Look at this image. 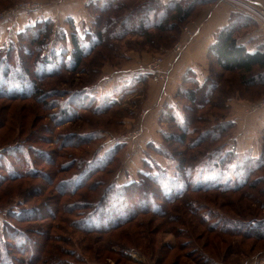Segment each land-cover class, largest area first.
Returning a JSON list of instances; mask_svg holds the SVG:
<instances>
[{
	"label": "trees",
	"instance_id": "obj_1",
	"mask_svg": "<svg viewBox=\"0 0 264 264\" xmlns=\"http://www.w3.org/2000/svg\"><path fill=\"white\" fill-rule=\"evenodd\" d=\"M210 3L217 2L216 0L169 2L96 0L89 5V8L96 12V20L91 28L80 34L70 22L73 31L68 33L61 29L58 33L59 39H54L52 35L54 19L37 22L17 36L22 41L24 40L22 38L31 36L29 46L25 47L24 53L21 51L15 54L18 50L15 46L4 53L1 50L3 46H0V99L26 100L37 97V102L43 105L42 98L45 93L40 90L43 78L46 80L59 77L63 72L78 73L85 59L96 49L105 46L108 51L116 52L118 48L114 43L121 42L129 36L153 38L151 33L156 31L158 32L156 36L162 39L165 32H177L182 27L181 24H185L193 14H196L195 10L198 6ZM250 20L254 21V18L240 11L235 10L232 13L228 24L216 32L215 40L208 48L209 68L214 61L221 70L220 75L217 73L219 76L227 73L237 75L239 85L263 89L264 44L256 46L254 51H249L236 38L238 29L249 25ZM40 38L41 53L35 57L29 47L31 43L36 45ZM65 42L69 44L63 47L60 43ZM53 43L55 47L52 46ZM43 52L45 54H42ZM24 55H27V58ZM30 58L33 63L29 61ZM209 71L203 81L197 79V73L193 70L183 77L195 86L183 92L184 98L191 103V107H187V110L192 114L207 106L216 108L218 105L213 99L219 89V82L213 78V70L209 69ZM118 74H121L122 82L125 74L122 71ZM143 74L146 78H150L145 70ZM14 76L16 83L13 82ZM140 77L141 75H137V79L140 80ZM25 85L30 87L31 94L24 92ZM95 85L97 84H93L91 88ZM87 88L90 87L68 93L59 94L60 92L56 90L48 93L47 97L60 95L58 97L65 99L57 102L56 107L59 111L50 116L51 125L54 123L61 127L76 120L80 121L84 119L82 115H78L80 111L102 116L117 106L116 103L109 101L108 94L100 100L98 96L102 94L92 89L97 95L92 96ZM113 93L117 94L118 90ZM172 120L176 123L180 134L167 135L166 141L179 143L188 152L206 144L214 146L226 137L227 131L232 130L236 123L232 120L217 124L211 129L192 130L191 123L197 121L202 123L201 117L197 121L195 115L185 116L182 121L178 116ZM51 125L45 126L48 135L54 131ZM192 135L197 137H190ZM99 136L94 132L70 133L57 139H66L61 142L62 149L73 148L79 151L94 140L101 139ZM45 141L52 144L56 139L52 140L51 136H46ZM115 142L113 153L116 155L125 149L126 144L117 140ZM225 143L221 142L212 152V148L206 150L201 155L205 158L201 161L197 160L194 165L188 162L193 158L192 156L187 158L183 153L174 155L160 148L163 155L178 162V169L173 177L160 169L158 176L142 174L140 182L128 183L121 187L116 186L114 182L108 184L97 177L100 173H104L113 160L104 158L85 160L83 156L81 159L66 158L68 162L59 163L56 158L60 157L58 152L36 150L32 147L35 149L32 153L38 159L42 158L49 167L46 172L31 170L32 176H41L45 182L42 188L36 189L39 191L35 196L42 197V202L32 210V219L66 223L82 233L97 234L99 240H102L100 242L102 248L107 251L118 248L120 258H128L127 248L130 247L120 242L131 243L132 236H128L131 234L128 228L140 216L152 215L158 226L154 230L147 228L146 239L150 235L159 233L163 227L178 240L177 245H168L171 248H168L169 253L176 249L181 252L191 249L185 256H178L174 264H180L182 258L193 261L196 259L197 262L202 260L198 262L201 264L224 263L230 255L238 254L240 247L244 246L246 241H264V217L260 216L259 210H264V146L261 155L255 157L250 153L238 152L236 147L234 150L225 151ZM203 149L207 148L204 146ZM19 150V154L25 151L22 148ZM108 154L107 157L110 155ZM28 163H30L29 167L37 166L36 161H28ZM74 169L76 172L67 178H58L61 174L69 173ZM12 171L10 170L9 176L13 180L22 178V175L14 174ZM1 179L7 181L6 178ZM65 198L67 201L63 202ZM23 215H26L25 212ZM76 217L79 218L75 220ZM25 219V216L21 218V220ZM175 225L180 227L176 228ZM5 230L7 237L16 241V248L24 247L26 250V245L23 243L26 238L24 233ZM45 232L46 234L43 235H47L48 239L50 234L48 230ZM27 242L25 241L26 244ZM153 247L155 248V245ZM6 248L5 235L2 234L0 264H5L7 261L15 264L14 260L11 263L3 255ZM167 258L166 256L164 260L163 257L159 259V264L164 263Z\"/></svg>",
	"mask_w": 264,
	"mask_h": 264
},
{
	"label": "rangeland",
	"instance_id": "obj_2",
	"mask_svg": "<svg viewBox=\"0 0 264 264\" xmlns=\"http://www.w3.org/2000/svg\"><path fill=\"white\" fill-rule=\"evenodd\" d=\"M82 2L83 0H0V25L12 24L21 14H25L27 17L37 12L32 10L37 7H42L40 10L50 8L53 11H58V14L68 12L67 9L78 10L77 13L92 15L94 23L96 12L91 7H88V10L79 7L78 3L82 5ZM216 2L218 3V1ZM214 5V3H210L198 6L195 10L196 14H193L185 24H181L182 27L177 32H165L162 39L160 36H156L158 34L156 31L151 33L153 38L129 36L121 42L114 43L118 48L116 52L108 51L105 46L96 49L92 55L85 59L78 73L63 72L59 77L46 80L43 78L40 87V90L45 93L42 98L43 105L37 102V97L26 100L0 99V238H2V234L5 235L7 250L4 249L3 255L11 263L14 260L15 264H159V259L163 257L162 260H164L167 256V260L161 264H174L178 256H185L190 252L191 249H186L183 252L176 249L169 253L168 248H171L168 245H177L178 240L163 227L159 233L150 235L146 239L147 228L154 230L158 226L152 215L140 216L128 228L131 232L128 236H132L131 243L120 242L129 245L130 248H127L128 258H120L118 248H112V251L102 248V244H100L102 240H99L97 234L82 233L73 226L66 223L58 224L57 221H34L32 210L42 202V197L35 196L39 191L36 189L42 188L45 182L41 176H32L31 170L46 172L49 167L42 158L38 159L32 151L35 149L47 152L56 151L60 156L56 157L59 163H66V158L81 159L83 156H85V160L93 158L113 160L112 163H107L109 166L106 167L104 173H100L97 177L108 184L114 182L118 187L132 182H140L142 174L158 176L160 169L165 170L168 176L173 177L177 172L178 162L163 155L160 148L167 150L170 154L183 153L187 158L192 156L193 158L188 160L191 165H194L197 160H203L205 157L201 155L211 148L212 152L213 149L220 146L221 142H226L225 151L234 150L236 147L237 151L244 149V153L253 154L251 150L253 148L257 149L256 152H262L264 146V105H261L260 102L264 100V88L239 85L237 75L227 73L219 76L221 70L212 61L209 69L213 70V78L219 82V89L214 95L213 102H218V105L216 108L207 106L192 114L187 110V107H191V103L184 98L183 92L195 88V86L190 84L188 79L184 80L185 75H172L186 53V46H184L179 59L174 61L178 54L175 47L179 44L186 45L188 40L196 37L197 28L205 24L204 19L202 21L197 19ZM57 18L59 23L55 21L53 26L54 39H59L60 27H64L63 25L66 23L64 18H60L58 15ZM254 21L239 28L236 33L238 41H245L250 36H256L255 42L250 40L253 49L264 44V27L259 21L255 19ZM66 25L68 24L66 23ZM69 28L73 31L71 26ZM68 33L70 32L68 31ZM29 37L31 36L22 38L23 41L16 38L3 45L1 50L5 53L6 50L15 46L18 49L15 54L21 51L24 53L25 47L29 46L31 41ZM41 40L40 38L36 45L30 44L29 48L35 57L41 53L39 50L42 49L40 47ZM47 42L50 44L49 41ZM60 44L64 47L69 42ZM52 46L55 47V44L53 43ZM24 56L27 58V55ZM35 57L33 56V61ZM157 59L162 60L160 66L162 72H168L171 69L164 80L159 78L155 81V78L148 79L143 74L144 67L154 63ZM29 61L33 63L32 58ZM170 64L173 67L170 68ZM138 67H141L139 72L131 79L126 73V78L121 82L122 78H120L119 72L124 69L134 70ZM137 75H141L140 80L137 79ZM16 81L14 76L13 82L16 83ZM93 84L97 85L91 88ZM87 86L90 87L87 88V91L92 96H97L94 94L96 91L102 94L98 96L102 100L103 96L108 94L109 101L116 103L117 106L102 116L80 111L78 115H82L84 118L80 121L76 120L74 123L64 126L60 125L61 127L54 123L51 125L50 116L59 111L56 107L57 102L65 99L58 97L60 95L47 97L48 93H51L52 90L60 92L59 94L68 93ZM24 87L25 93H32L28 85ZM164 87L166 88L163 91ZM116 90L118 93H113ZM51 103L54 105H50ZM169 108L170 110H168ZM192 115L196 116V121L199 117L203 120L202 123H198V121L193 123L194 125L191 123L192 130H207L217 124L232 120L236 123L232 130L227 131L226 137L214 146L206 144L204 145L207 148L205 150L203 146L188 152L179 143L166 141V136L180 134V130L172 118L178 116L182 121L185 116ZM48 124L54 130L51 135L46 133L45 126ZM140 128L142 129L141 135L136 140L130 141L125 149L115 155L113 148L117 138L125 133L126 135L133 133ZM93 132L99 134L101 139L94 140L79 151L73 148L62 149L61 142L66 139H57L70 133L88 134ZM46 136H51L52 140L56 139V141L52 144L48 143L45 141ZM21 148L25 151H21L22 154H19ZM86 153L87 155H84ZM106 154L109 156L107 157ZM28 161H36L37 166L29 167ZM10 170H13L14 174L22 175V178L13 180L9 176ZM75 172L74 169L69 173L61 174L58 178H67ZM1 178H6L7 181L4 182ZM65 201H67L66 198L63 199V202ZM259 210L260 216L264 217V210ZM24 212L26 215H23ZM24 216L26 219L21 220ZM78 218L76 217L75 220ZM175 226L176 228L180 227V225ZM5 229L24 233L26 238L23 243L26 245V250L24 247L16 248V241L7 237ZM46 230L50 234L48 239L47 235H43V233L46 234ZM25 241H28L27 244ZM117 241L119 240L117 239ZM164 248L167 250H163ZM194 260L182 258L179 263L201 264L198 262L202 260L198 262L196 259ZM263 262L264 241L252 240L246 241L245 245L240 247V252L230 255L226 262L213 264H263ZM7 263L9 262H5V264Z\"/></svg>",
	"mask_w": 264,
	"mask_h": 264
},
{
	"label": "crops",
	"instance_id": "obj_3",
	"mask_svg": "<svg viewBox=\"0 0 264 264\" xmlns=\"http://www.w3.org/2000/svg\"><path fill=\"white\" fill-rule=\"evenodd\" d=\"M96 0H83L82 5L78 3V6L85 8L88 10L90 4L95 2ZM163 2H169L171 0H162ZM218 3L214 5V7L207 9L204 11L201 16L197 20L205 22L203 26L201 25L200 28H197L196 37L191 38L188 40L186 44V53L183 59L178 63L177 68L173 72L174 74H181L184 76L190 70H193L197 73V79L199 81L205 80L209 72V62H208V48L215 40V34L218 30L223 28L228 24V21L233 12H235L236 8L231 2L228 1H221L216 0ZM253 3H260L264 5V0H248ZM68 12L60 13L58 11H53L50 8H45L43 10L37 11L32 13L31 15L27 16L25 14H21L17 17V19L12 24H5L0 25V46L7 44L8 42L14 41L17 36L24 31L27 27L35 25L37 22L47 19H54L56 23H59L60 18H64V21L68 24L63 25L64 27H60L61 29L72 32L69 28V23L72 22L74 25V29L77 30L80 34L86 32L91 28L93 25L92 15L84 14L82 12L77 13L78 10L74 9H67ZM206 18V19H205ZM253 38V39H251ZM250 40L255 42L257 40L256 36H250L245 41H238L240 44L244 45L249 51L256 50L253 49L250 43ZM141 67H138L134 70L124 69L122 72L125 74V78L128 74L129 79L133 77ZM145 69V67H144ZM127 73V74H126ZM168 83V82H167ZM167 87V85H166ZM163 91L165 90V88ZM262 148V147H261ZM250 150V149H249ZM252 155L258 157L261 155L262 152H256L253 148L251 149ZM240 153H244L243 151H238Z\"/></svg>",
	"mask_w": 264,
	"mask_h": 264
},
{
	"label": "built area",
	"instance_id": "obj_4",
	"mask_svg": "<svg viewBox=\"0 0 264 264\" xmlns=\"http://www.w3.org/2000/svg\"><path fill=\"white\" fill-rule=\"evenodd\" d=\"M221 1L231 2L237 11H240L242 13L244 12L245 15L253 17L257 21H259V23H261L262 26L264 27V5L258 2L253 3L248 0H221ZM40 9H42V7L33 8L32 10L40 11ZM196 32L197 31H195V33ZM184 46L186 45L179 44L177 47H175L178 54L176 55L174 61H177L179 59L181 55V51ZM161 64H162V60L157 59L154 63L150 64L149 66H145L144 70L146 73L150 75V77L155 78V81H157L159 78L164 80L165 78H167V75H169V72L171 69L168 70V72H162L160 70ZM169 66L170 68L173 67L172 64H170ZM260 104L264 105V100L260 102ZM141 132H142V129L140 128L133 133H130L127 135L125 133L123 135H120L119 138H117V140L121 143H125L126 145H128L130 141L136 140L141 135Z\"/></svg>",
	"mask_w": 264,
	"mask_h": 264
}]
</instances>
